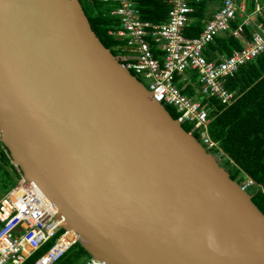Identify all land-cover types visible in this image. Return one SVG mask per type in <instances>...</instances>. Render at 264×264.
Segmentation results:
<instances>
[{"label": "water", "instance_id": "1", "mask_svg": "<svg viewBox=\"0 0 264 264\" xmlns=\"http://www.w3.org/2000/svg\"><path fill=\"white\" fill-rule=\"evenodd\" d=\"M0 143L106 264H264V214L106 48L80 0H0Z\"/></svg>", "mask_w": 264, "mask_h": 264}, {"label": "built area", "instance_id": "2", "mask_svg": "<svg viewBox=\"0 0 264 264\" xmlns=\"http://www.w3.org/2000/svg\"><path fill=\"white\" fill-rule=\"evenodd\" d=\"M97 1L113 3L110 14L118 18L119 27L108 33L120 41L115 49L124 54L122 66L146 80L151 98L160 104L172 105L178 113L177 121L191 124L190 133L197 132L205 149L219 162L223 161L224 152L208 133L209 103L212 98L222 104L231 102L235 91L226 87L227 79L241 65L264 53V5L256 2L253 11L247 13L245 0H223L202 31L188 37L183 28L193 11L192 0H168L166 19L158 23L141 19L133 0ZM253 15L260 16L261 20L254 23L250 38L242 42L241 48L233 49L229 55L216 52V57L207 59L204 50L215 37L229 33L241 38L243 26L253 22ZM238 17L242 22L233 27L232 22ZM189 69L199 75L203 94L200 99L193 93H183L176 85L187 80L186 85L192 92L198 91L186 73ZM10 161L18 177L15 185L0 198V264H23L49 241L53 242L32 264H54L78 242L79 236L73 229L63 227L55 206L34 182L24 177L11 158ZM238 178L243 190L256 185L248 176L243 180ZM80 264L106 263L90 257Z\"/></svg>", "mask_w": 264, "mask_h": 264}, {"label": "trees", "instance_id": "3", "mask_svg": "<svg viewBox=\"0 0 264 264\" xmlns=\"http://www.w3.org/2000/svg\"><path fill=\"white\" fill-rule=\"evenodd\" d=\"M133 1L137 3L141 19L155 23L166 19L170 7L168 0ZM80 2L91 29L101 43L119 62H122L121 55L124 54L115 49L120 41L108 33L110 29L119 27L118 18L110 14L113 3L97 0H80ZM245 2L246 12L251 13L254 8H250V3L253 1L245 0ZM222 3L223 0H192L193 11L189 14V20L183 28V33L188 37L197 36L202 31L204 23L212 17ZM252 17L253 22L243 26L244 32L241 38H236L229 33L215 37L204 50L207 59L216 57V52L229 55L233 49L241 48L242 42L250 38L254 23L261 20L260 16L253 15ZM239 22H242L241 17L236 18L232 26L236 27ZM133 75L139 80L138 76L134 73ZM226 87L235 91V95L231 102L225 104L215 98L210 100L208 133L224 152V159L220 164L227 170L230 178L241 182L238 180L239 176L241 180L248 176L256 183L255 186L250 187L252 189L251 200L264 214V53L241 65L234 76L227 79ZM179 88L185 94L192 93L189 85ZM163 106L174 119L178 117L175 108L171 110L170 106L166 104ZM182 127L186 131L192 129V125L188 123H183ZM192 135L201 142L197 132H193ZM5 150L8 152L0 143V189L3 194L16 182L13 177L16 173L15 168L10 161L9 152L7 154ZM52 242H47L29 256L23 264H32L35 258L42 254ZM71 248L54 264H78L85 257L87 259L91 257L79 242Z\"/></svg>", "mask_w": 264, "mask_h": 264}, {"label": "rangeland", "instance_id": "4", "mask_svg": "<svg viewBox=\"0 0 264 264\" xmlns=\"http://www.w3.org/2000/svg\"><path fill=\"white\" fill-rule=\"evenodd\" d=\"M251 1H253V3H250L251 4V6H250V8L251 9H253L254 8V6H255V3L256 2H259L261 5H264V0H251ZM262 13L264 14V8H263V11H262ZM252 19H253V17H251ZM250 22H251V20H250ZM186 73L188 74V75H190V77L192 78V84L196 87V89H198V91H194V92H192L193 94H194V96L196 97V98H201L202 96H203V94L202 93H200V87H201V84L199 83V81H198V77H199V75L197 74V72L196 71H194V70H187L186 71ZM139 80L141 81V83L147 88L148 87V82L146 81V80H144L143 78H140L139 77ZM187 83H189L187 80H181V81H179L178 83H176V85L178 86V87H180V86H184V85H186ZM168 106H170V109L171 110H173L174 109V107L172 106V105H168ZM187 125V124H186ZM222 167H224V166H222ZM13 177H14V179H16L18 176H17V174L15 173V176L13 175ZM252 191V189L251 188H249L248 190H247V192L250 194V195H252L250 192ZM3 196V192H2V190L0 189V198ZM62 231H59L58 233H61ZM87 259V257H85L83 260H81V262L82 261H84V260H86ZM80 262V263H81ZM80 263H78V264H80Z\"/></svg>", "mask_w": 264, "mask_h": 264}, {"label": "clouds", "instance_id": "5", "mask_svg": "<svg viewBox=\"0 0 264 264\" xmlns=\"http://www.w3.org/2000/svg\"><path fill=\"white\" fill-rule=\"evenodd\" d=\"M137 78V77H136ZM163 105V104H162ZM176 110V109H175ZM176 120H177V118H176ZM181 125L183 124V123H180ZM191 131V130H190ZM191 134V133H190ZM201 143V142H200ZM202 144V143H201ZM203 145V144H202ZM204 146V145H203ZM220 163V162H219ZM238 180H239V178H238ZM236 182L239 184L240 182H238L237 180H236ZM245 191H247V190H245Z\"/></svg>", "mask_w": 264, "mask_h": 264}, {"label": "crops", "instance_id": "6", "mask_svg": "<svg viewBox=\"0 0 264 264\" xmlns=\"http://www.w3.org/2000/svg\"><path fill=\"white\" fill-rule=\"evenodd\" d=\"M239 2H241V0L239 1ZM245 2V1H244ZM246 3V2H245Z\"/></svg>", "mask_w": 264, "mask_h": 264}, {"label": "bare ground", "instance_id": "7", "mask_svg": "<svg viewBox=\"0 0 264 264\" xmlns=\"http://www.w3.org/2000/svg\"><path fill=\"white\" fill-rule=\"evenodd\" d=\"M133 74V73H132ZM72 249V248H71Z\"/></svg>", "mask_w": 264, "mask_h": 264}]
</instances>
